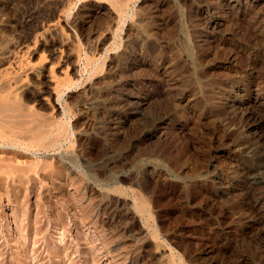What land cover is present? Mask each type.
I'll return each mask as SVG.
<instances>
[{"label": "rangeland", "instance_id": "rangeland-1", "mask_svg": "<svg viewBox=\"0 0 264 264\" xmlns=\"http://www.w3.org/2000/svg\"><path fill=\"white\" fill-rule=\"evenodd\" d=\"M12 54L0 264H264V0H0Z\"/></svg>", "mask_w": 264, "mask_h": 264}, {"label": "bare ground", "instance_id": "bare-ground-1", "mask_svg": "<svg viewBox=\"0 0 264 264\" xmlns=\"http://www.w3.org/2000/svg\"><path fill=\"white\" fill-rule=\"evenodd\" d=\"M12 56H13V57H11L8 61H6V60L3 58V60L6 61V62H5V61H4V62L7 63V65H6L3 69L0 68V76H1V73H2V72H3V74H4L5 72H8L9 69H11V71H13V70L16 69V70L14 71V72L16 73L18 70H21V71H22V69L25 68V64H27V62L24 61L23 56H14L13 54H12ZM1 60H2V59H1ZM1 64H3V63L1 62ZM2 66H4V65H2ZM27 66H28V64H27ZM0 67H1V66H0ZM33 68H34V67H33ZM12 69H13V70H12ZM26 69H27V68H26ZM4 71H5V72H4ZM9 71H10V70H9ZM11 71L9 72L10 74L12 73ZM21 71H18V72H21ZM24 71H25V69H24ZM30 71H33L32 68H30ZM40 71H41V70H40ZM40 73H41V75H43L44 78H49V77H50L49 75H47V74H49V73L45 74L44 71H42V72H40ZM40 73H39V74H40ZM51 73H52V72H51ZM6 74H8V73H6ZM10 74H9V75H10ZM11 75H13V73H12ZM7 77H8V78H7ZM7 77H6V80L4 79V81H5V85H6V86H11V85H12V86H16L18 89H25V88L28 87V84H26V83L23 82L24 79L22 78V76H20L19 73H18V75L16 74L14 77H11V78H9V76H7ZM1 78H2V77H1ZM53 78H54V77H53ZM51 79H52V78H51ZM47 80L49 81V79H46V81H47ZM43 81H45V80H43ZM44 85H45V84H44ZM48 88H49V85H48ZM14 89H16V88L14 87ZM18 89H17V90H18ZM39 90H40V89H39ZM45 90H46V89H45ZM48 90H49V89H48ZM40 91H41V93H43V90H40ZM46 91H47V90H46ZM53 91H54V90H53ZM32 92H33V91H32ZM35 92H36V91H35ZM37 92H39V91H37ZM22 93H23V92H22ZM39 93H40V92H39ZM263 93H264V92H263ZM15 94H17V93H15ZM23 94H24V93H23ZM23 94H21V95H23ZM43 94H44V93H43ZM257 94H258V93H257ZM41 95H42V94H41ZM0 96H1V95H0ZM10 97H11V96H10ZM10 97H9V98H10ZM15 97H16V96L11 97V98H14L15 101H16V100H17V97H16V98H15ZM22 97H23V96H22ZM254 97H256V96H254ZM261 97H262V96H261ZM1 98H2V97H1ZM11 98H10V99H11ZM35 98H36V97H35ZM46 98H47V97H46ZM46 98H45V96L43 97V99H44L45 101H48L49 99L47 98L48 100H46ZM263 100H264V99H263ZM253 101H254V100H253ZM257 101H258V102H257ZM255 102H257L258 104H259V102H260V105L264 104V101H262L261 99L259 100L258 98H255ZM256 105H257V104H256ZM257 106H258V105H257ZM263 107H264V106H263ZM54 110H55V109H54ZM58 110H59V109H58ZM58 113H59V112H58ZM55 118H56V117H55ZM0 121H2V120H0ZM7 121H9V120H6V121H5V122H6L5 126H7V123L9 124V122H10V121H9V122H7ZM5 122H3L2 124H4ZM0 123H1V122H0ZM10 124H12V123H10ZM10 124H9L10 129H11V127L13 128V126H14V128L17 127V129H18V127H19V126H18L19 124H17V126H15L16 124L13 125V126H12V125L10 126ZM55 124H56V123H54V125H55ZM38 126H39V125H38ZM0 127H1V126H0ZM9 127L5 128V130H7ZM40 127H41V126H40ZM3 128H4V127H3ZM14 128H13V131H14V132H12V133H15V134L18 133V134H19V132H18V131H15ZM34 128L36 129V127H34ZM53 128H55V127H53ZM10 129H8V130H10ZM35 129L30 128L31 131H30L29 129H28L29 131H27V130H25V131H27L28 133H29V132H33V131L36 132V133H38V132H39V131H38L39 129H37L36 131H35ZM50 129H52V128L49 127V130H50ZM2 130H3V129H2ZM5 130H4V131H5ZM8 130H7V133H6V131H5V133H2L3 131H1V133L4 134V135H2V136H4V138H5V136H6L5 134H9ZM18 130H19V129H18ZM40 130L42 131V129H40ZM46 130H48V129H46ZM55 130H56V129H55ZM19 131H21V130H19ZM50 131H51V130H50ZM43 132H45V130H44ZM12 133H10V137H11V135H13V136L15 135V134H12ZM20 133H21V135H23L22 133H24V131H23V132L21 131ZM49 133H50V132H48V131L45 132V134H47V135H48ZM55 133H56V132H55ZM34 134H35V133H34ZM42 134H43V133H42ZM51 134H53V133H51ZM21 135H20V136L17 135V137L20 138V137H22ZM28 135H32V134H28ZM49 135H50V134H49ZM53 135H54V134H53ZM57 135L60 137V134L57 133L56 136H57ZM0 136H1V135H0ZM8 136H9V135H7V137H8ZM23 136H24V139L27 138V137H26V134H24ZM39 136L41 137L42 135H41V134H37L36 137L39 138ZM43 136H45V135L43 134ZM43 136H42V137H43ZM10 137H9V138H10ZM17 137L15 136V137H13V138L17 139ZM51 137H52V139H53L55 136H51ZM1 138H3V137H1ZM11 138H12V137H11ZM31 138H32V140L35 139V137H30V139H31ZM37 138H36V139H37ZM45 138H46V136H45ZM55 138H56V137H55ZM15 139H14V140H15ZM22 139H23V137H22ZM27 139H29V138H27ZM27 139H26V140H27ZM47 139H48V138H47ZM50 139H51V138H50ZM58 139H59V138H58ZM0 140H1V139H0ZM2 140L4 141L5 139H2ZM7 140H8V139H7ZM9 140H10V139H9ZM14 140H13V141H14ZM32 140H31V141H32ZM42 140H45V139L43 138ZM55 140H57V139H53V142H52V143L50 142V143H51L50 145H53L54 142L56 143ZM60 140H61V138H60ZM31 141L29 140V142H31ZM48 141H51V140H48ZM7 142H8V141H7ZM11 142H12V141H11ZM14 142H15V141H14ZM14 142H12V143H14ZM18 142L21 143V141H19V140H18ZM32 142H36V141L33 140ZM37 142H38V141H37ZM39 142H40V140H39ZM41 142H44V141H41ZM0 143H1V142H0ZM2 143H3V142H2ZM4 143H5V142H4ZM15 143H17V142H15ZM44 143H45L46 145L48 144L47 142H44ZM55 143H54V144H55ZM57 143H58V142H57ZM57 143H56V144H57ZM18 144H19V143H18ZM24 144H25V143H24ZM15 145H16V144H15ZM15 145H14V147H16ZM21 145H22V144H21ZM29 145L32 147V144H29ZM29 145H28V146H29ZM42 145H43V144H42ZM42 145H40V146L42 147ZM46 145H45V146H46ZM12 146H13V145H12ZM19 146H20V145H19ZM28 146H26V147L28 148ZM33 146H34V145H33ZM36 146H38V143H36ZM40 146H39V147H40ZM45 146H44V148H45ZM47 146H49V145H47ZM22 147H25V146L22 145ZM26 147H25V148H26ZM52 147H53V146H52ZM20 148H21V147H20ZM16 149H17V148H16ZM16 149H15V150H16ZM21 149H22V148H21ZM28 149H29V148H28ZM28 149H27V150H28ZM31 149H33V147H32ZM36 149H38V147H37ZM48 149H49V148H48ZM13 150H14V149H13ZM24 150H26V149H24ZM34 150H35V147H34ZM45 150H46V149H45ZM16 151H18V150H16ZM0 152H3V153H4V150H3V151H0ZM9 152H10V151H7L8 154H9ZM22 152H23V151H22ZM32 152H33V150H32ZM3 153H2V154H3ZM5 153H6V152H5ZM11 153H12V152H11ZM11 153H10V154H11ZM18 153H19V152H18ZM18 153H17V154H18ZM34 153H35V152H34ZM15 154H16V153H15ZM15 154H14V155H15ZM6 155H7V154H6ZM20 155L23 156V154H20ZM16 156H17V155H16ZM22 156H21V157H22ZM26 156H27V155H26V152H25V157H26ZM1 157H2V156H1ZM13 157H14V156H13ZM15 158H16V157H15ZM0 159H1V158H0ZM15 160H16V159H15ZM36 160H37V159H36ZM38 160H39V159H38ZM1 161H2V160H0V162H1ZM3 161H6V162H8V163H14L13 161H11V162H10V161H7V159H6V160L3 159ZM3 161H2V163H3ZM62 161H63V160H62ZM39 162H40V161H39ZM8 163H7V164H8ZM32 163H33V162H32ZM35 163H36V161L32 164V167H34ZM50 163L53 164L54 162H50ZM50 163L48 164V167H49ZM63 163H64V161H63ZM65 163H66V162H65ZM0 164H1V163H0ZM5 164H6V163H5ZM29 164H30V163H29ZM37 164H38V163H36V166L33 168L34 170H35V168L37 167ZM39 164H40V163H39ZM64 165H66V164H64ZM0 166H3V164L0 165ZM8 166L11 167V168L13 167V165L11 166V164L8 165ZM14 166H15V165H14ZM28 166H29V165H28ZM30 166H31V165H30ZM38 166L40 167V165H38ZM45 166H47V165L45 164ZM45 166H44V167H45ZM53 166H55V165L53 164ZM61 166H62V165H61ZM6 167H7V166H6ZM6 167H5V171H3V172H4V173H3L4 177H5V173H6V171H7L8 169H11V168H9V167H8V168H6ZM32 167H30V170H31ZM41 167H43V166H41ZM48 167H47V168H48ZM55 167H56V166H55ZM55 167H53V168H55ZM59 167H60V166H59ZM2 168H3V167H2ZM2 168H0V169H2ZM16 168H17V167H16ZM20 168H21V166H20ZM23 168H24V167H23ZM49 168H50V170L52 169V168H51V165H50ZM64 168H66V167H64ZM6 169H7V170H6ZM12 169H13V168H12ZM26 169H27V168H26ZM33 169H32V171H33ZM40 169H41V168H40ZM3 170H4V169H3ZM14 170H16V169H14ZM14 170H12V171L10 170V171H9V175H11L10 172H13ZM30 170H29V171H30ZM36 170H37V168H36ZM41 170H43V169H41ZM1 171H2V170H1ZM47 171H48V170L46 169V171L44 170L43 172L45 173V172H47ZM15 172H18V170H16ZM15 172H13V173H15ZM33 172H34V171H33ZM37 172H38V171H37ZM43 172H42V173H43ZM7 173H8V171H7ZM7 173H6V174H7ZM20 173H22V172H20ZM20 173H19V174H20ZM26 173L28 174V172H26ZM35 173H36V172H35ZM38 173H39V172H38ZM15 174H16V173H15ZM22 174H23V173H22ZM27 174H25V175H20V177L23 179V177L26 176V178H27ZM36 174H37V173H36ZM3 175H2V173H1L0 178H1V176H2V178H4ZM37 175H38V174H37ZM40 175H42V174L40 173ZM40 175H39V176H40ZM13 176H14V175H12V177H13ZM15 176H18V177H19L18 173H17V175H15ZM22 176H23V177H22ZM8 177H9V176H8ZM8 177H6V179H7ZM10 177H11V176H10ZM43 177H44V176H43ZM47 177H48V175H47ZM54 177H56V176H54ZM58 177H59V176H58ZM60 177H61V176H60ZM49 178H51V177L49 176ZM9 179H10V178H9ZM14 179H16V178H14ZM18 179H20V178H18ZM43 179H44V178H43ZM46 179H47V178H46ZM55 179H57V178H55ZM55 179H53V180H55ZM61 179H62V178H61ZM66 179H67V178H66ZM16 180H17V179H16ZM50 180H51V179H50ZM67 180H68V179H67ZM0 181H1V180H0ZM2 181H3V180H2ZM5 181H7V180H5ZM12 181H14V180H12ZM24 181H25V180H24ZM26 181H27V180H26ZM64 181H65V180L63 179V182H64ZM15 182H16V181H15ZM15 182H14V183H15ZM54 182H55V181H54ZM59 182H60V181H59ZM4 183L6 184L7 182H4ZM1 184H2V183H1ZM5 184H4V186H5ZM19 184H20V182H19ZM52 184H53V183H52ZM59 184H60V183H59ZM10 185H11V184H10ZM21 185H22V184H21ZM24 185H25V184H24ZM6 186H9V185H6ZM22 186H23V185H22ZM54 186H55V185H54ZM59 186H60V185H59ZM16 187H17V186H16ZM18 187H19V185H18ZM18 187H17V189H18ZM57 187H58V186H57ZM62 187H63V186H62ZM2 188H3V187H2ZM58 188H59V187H58ZM60 188H61V187H60ZM9 189H10V188H9ZM13 189H14V188H13ZM62 189H63V188H62ZM55 190H56V189H55ZM64 190H65V189H64ZM7 191H8V190H7ZM56 191H57V190H56ZM58 191H60V190H58ZM10 192H11V191H10ZM12 192H14V191H12ZM13 194H15V193H13ZM58 194H59V193H58ZM58 194H57V195H58ZM60 194H61V193H60ZM16 196H17V195H16ZM64 196H65V195H64ZM16 198H17V197H16ZM18 198H19V197H18ZM14 199H15V198H14ZM84 215H85V214H84ZM84 215H83V216H84ZM83 216H82V217H83ZM84 218H85V216H84L82 219H84ZM16 219H17V218H16ZM7 222H8V221H7ZM14 222H15V225H16V223H17V224L19 223L18 221H17V222L14 221ZM0 223H1V222H0ZM3 225H4V224H3ZM15 225H14V226H15ZM28 225H29V224H28ZM16 226H17V225H16ZM16 226H15V227H16ZM20 226H21V225H20ZM20 226L18 225L17 228L19 229ZM3 227H6V226H3ZM15 227H14V228H15ZM26 227H27V226H26ZM28 227H30V225H29ZM17 228H15V230H18ZM21 228H22V226H21ZM23 228H24V226H23ZM36 228H37V227H36ZM39 228H40V227H38V230L41 232V230H40ZM0 229H2V226H1ZM4 229H5V228H4ZM9 229H12V230H13V226H12L11 222H8V223H7V227H6V229H5L6 232H8L7 230H9ZM24 229H25V228H24ZM32 229H33V228H32ZM34 229H35V228H34ZM2 230H3V229H2ZM15 230H14V231H15ZM30 230H31V229H30ZM42 230H43V229H42ZM20 231H21V230H20ZM28 231H29V229H28ZM32 231H33V230H32ZM34 231H36V230H34ZM34 231H33V232H34ZM6 232H4V233H6ZM9 232H11V231H9ZM22 232H23V230H22ZM26 232H27V231H26ZM40 232H39V233H40ZM49 232H50V231H49ZM0 233H2L1 235H4V234H3V231H1ZM11 233H12V232H11ZM30 233H31V232H30ZM30 233H29V234H30ZM39 233H38V234H39ZM41 233H43V232H41ZM45 233H47V232H45ZM12 234H13V233H12ZM23 234H24V233H23ZM47 234H49V233H47ZM47 234H46V236H47ZM6 235H8V233H7ZM26 235H27V233H26ZM33 235H35V234H33ZM36 235H37V233H36ZM36 235H35V236H36ZM51 235H52V234H51ZM29 236H30V235H29ZM29 236H28V237H29ZM37 236L40 237L41 234H40V235H37ZM42 236H43V235H42ZM42 236H41V237H42ZM46 236H45V237H46ZM59 236H60V235H59ZM59 236H58V237H59ZM7 237H8V236H6V238H7ZM38 237H36L37 240L41 238V237H40V238H38ZM48 237H49V239L52 238V237H50V236H47V238H48ZM58 237H57V238H58ZM62 237H65V236L63 235ZM62 237H60V239H62ZM0 238H2L3 240L5 239V237L3 238L2 236H0ZM9 238H10V237H9ZM14 238H15V237H14ZM14 238H13V239H14ZM16 238H17V236H16ZM20 238H21V237H20ZM23 238L26 239V237H23V236H22V240H23L24 242L27 241V239L25 240V239H23ZM42 238H43V239H42ZM42 238H41V239L44 240V236H43ZM47 238H46V239H47ZM13 239H12V240H13ZM32 239L35 241L34 243L37 242V240L35 239L34 236H32ZM46 239H45V240H46ZM58 239H59V238H58ZM3 240H1V242H2ZM7 240H8V239H6L5 241H7ZM17 240H18V239H17ZM17 240H16V242H17ZM22 240H18V241L20 242V241H22ZM33 240H32V241H33ZM53 240H54V239H53ZM62 240H63V239H62ZM8 241L11 242L10 240H8ZM8 241H7V242H8ZM13 241H14V244L16 245L17 243H15V239H14ZM23 241H22V242H23ZM29 241H30V240H29ZM32 241H31V242H32ZM40 241H41V240H40ZM51 241H52V239H51ZM56 241H57V240H56ZM58 241L61 242V240H58ZM7 242H6V244H7ZM22 242H21V243H22ZM24 242H23V245L26 244V243H24ZM42 242H43V241H42ZM3 243H4V242H2V245H3ZM11 243H12V242H11ZM34 243H33V244H34ZM47 243H48V242H47ZM47 243H45V244H46L45 247H47V248L50 249V251H51L52 246H50V244H47ZM49 243H50V241H49ZM54 243H55V241H54ZM90 243H92V241H91ZM0 244H1V243H0ZM9 244H10V243H9ZM41 244H42V243H41ZM60 244H62V243H59V242H58V245H57V246H59ZM64 244H65V241H64ZM23 245L20 244V246H23ZM35 245H37V243H36ZM47 245H49L51 248H49V246H47ZM51 245H53V244H51ZM65 245H66V244H65ZM91 245H92V244H91ZM9 246H11L10 249L13 248V247H12L13 245H9ZM17 246H18V245H17ZM17 246H15V249H16ZM25 246H26V247H25ZM25 246H23V247L28 248V250L30 249L29 247H32V248H31L32 251H34L33 249H35V246L33 247V245H31V244H26ZM53 246H55V245H53ZM92 246H93V245H92ZM5 247H6V246H4V248H5ZM23 247H21V250H22V252H25L27 249H25V251H24V250H23V249H24ZM60 247H61V246H60ZM66 247H67V245H66ZM1 248H2V247H0V251H1ZM7 248H9V247L7 246ZM22 248H23V249H22ZM53 248H54V247H53ZM53 248H52V249H53ZM31 249H30V250H31ZM44 249H46V248H44ZM79 249H80V248H79ZM2 250H3V248H2ZM6 250H7V249H6ZM6 250H5V251L3 250V252L1 251V253H2V254H4V252L8 253V252H7L8 250H7V251H6ZM12 250L14 251V249H12ZM12 250H10V251H12ZM16 250H17V249H16ZM28 250H27V251H28ZM56 250H58V249H55V252H56V253H59V252H57ZM77 250H78V249H77ZM80 250H81V249H80ZM13 251H12V253H13L12 255H13V257H14V254H15V253H14ZM27 251H26L25 253H30V254L32 253V251H31V252H27ZM50 251H48V253H49ZM52 251H53V250H52ZM62 251H63V250H62ZM66 251H67V248H66ZM75 251H76V250H75ZM46 252H47V251H46ZM9 253H10V252H9ZM56 253H54L55 255H54V254L50 255L51 258H54V257H56V256H57V258H58V255H56ZM64 253H65V251H64ZM10 254H11V253H10ZM16 254H17V253H16ZM16 254H15V258H16ZM35 254H36V253H35ZM49 254H50V253H49ZM49 254H46V255H49ZM59 254H61V253H59ZM4 255H6V254H4ZM24 255H26V254H24ZM62 255H63V254H62ZM62 255H61V257L64 256V255H63V256H62ZM66 255H67V254H66ZM1 256L3 257V255H1ZM6 256H8V255H6ZM28 256H30V255H28ZM32 257H33V259H35V258H34L35 255L33 256V254H31V258H32ZM48 257H49V256H48ZM15 258H14V259H15ZM23 258L25 259V257H23ZM26 258H27V257H26ZM31 258L29 259L30 261H29V260H28V261L33 263V259H31ZM49 258H50V257H49ZM49 258H48V260H49ZM51 258H50V260L52 261L53 259H51ZM59 258H60V256H59ZM59 258H58V259H59ZM3 259H5V258L3 257ZM8 259H10V257H9ZM63 259H64V257H63ZM1 261H2V258H1ZM1 261H0V262H1ZM3 261H4V260H3ZM3 261H2V262H3ZM7 261H8V260H6V262H7ZM18 261H19V259H18ZM20 261H21V260H20ZM22 261H23V260H22ZM34 261H35V260H34ZM60 261H61V260H60ZM4 262H5V261H4ZM9 262H10V261H9ZM16 262H17V259H16ZM24 262H25V261H24ZM24 262H23V264H24ZM29 262H28V263H29ZM7 263H8V262H7ZM12 263H13V262L11 261V264H12ZM26 263H27V262H26ZM1 264H2V263H1ZM4 264H5V263H4ZM9 264H10V263H9Z\"/></svg>", "mask_w": 264, "mask_h": 264}]
</instances>
